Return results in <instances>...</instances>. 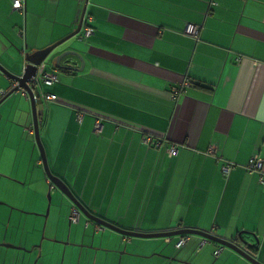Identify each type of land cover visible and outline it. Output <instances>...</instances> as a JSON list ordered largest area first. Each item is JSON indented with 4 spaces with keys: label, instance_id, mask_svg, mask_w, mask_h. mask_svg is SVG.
<instances>
[{
    "label": "crops",
    "instance_id": "obj_1",
    "mask_svg": "<svg viewBox=\"0 0 264 264\" xmlns=\"http://www.w3.org/2000/svg\"><path fill=\"white\" fill-rule=\"evenodd\" d=\"M15 1L0 0V64L21 74L29 64L28 55L61 41L76 28L84 5L80 0H22L23 9H16ZM86 13L93 17L88 22L94 34L77 37L82 42L71 39L54 52L80 51L83 70L55 69L51 61L47 70L55 71L58 81L43 84L42 89L58 100L37 103L52 172L88 211L124 229L137 231L146 221H155L148 228L156 232L200 228L227 239H238L242 233L253 244L258 241L251 253L264 262V0H89ZM190 26L197 36L187 34ZM71 64L82 67L77 58ZM44 70L42 66L40 72ZM13 84L0 71V100ZM173 88L178 89L175 99ZM25 93L16 92L0 104V184L18 187L12 199L10 188L4 189L8 202L16 207L26 205L16 195L20 188H28L27 193L22 191L27 194L24 200L38 212L29 215L45 220L26 222L16 208L19 213L14 214L23 220L27 235L17 233L12 243L33 247L39 237L33 229L38 226L43 231L41 256L52 253L54 244L57 254L68 256L69 262L62 264H75L77 249L72 244L79 242L80 234L75 231V236L65 239L58 232L65 227L61 221L70 216L73 202L64 199L57 215V206L52 213L39 200L38 191L31 189L35 181L44 180V174L35 165L31 168L36 152L24 134L34 122L30 125L32 104ZM97 121L102 124L100 133L94 128ZM23 142L24 151L31 150L30 162L26 153H20ZM212 146L215 154L209 152L215 150ZM171 149L176 154L171 156ZM255 155L263 160L262 169L251 172L248 164ZM7 159L9 167L2 164ZM229 163L235 165L226 175L223 166ZM37 164L44 166L41 157ZM46 179L50 190L59 192ZM129 198L132 202L121 207ZM136 199L140 206L133 211ZM0 205L4 217L8 205L4 201ZM118 207L126 208L127 217ZM132 213L144 220L139 225L129 223L125 219ZM207 218L213 222L206 223ZM0 227L4 228L1 222ZM105 230L100 235L116 241L118 232ZM131 238L123 235L125 246L134 243ZM180 239L165 238L175 250L160 249L163 256L155 253L159 243L141 247L139 242L135 260L126 261L129 253L121 252V264H166L174 257L193 262L200 257L192 251L204 246L203 238L190 235L187 244L177 249ZM56 240L70 244L65 253ZM93 246L89 248L99 252ZM226 251L230 255L225 262L247 263L223 246L215 252L223 256ZM88 259L81 264L98 263L93 255Z\"/></svg>",
    "mask_w": 264,
    "mask_h": 264
},
{
    "label": "water",
    "instance_id": "obj_2",
    "mask_svg": "<svg viewBox=\"0 0 264 264\" xmlns=\"http://www.w3.org/2000/svg\"><path fill=\"white\" fill-rule=\"evenodd\" d=\"M89 3V0H86L85 5L82 10V15L80 18L79 23L77 24L76 28L68 34L66 37H64L61 41L53 44L52 46L45 48L43 50L38 51L37 53L33 55H28L27 59L29 61V64L25 66L23 69V72L21 74H14L11 71L5 70L1 64H0V71L3 72L5 75H7L11 80L12 83V89L11 91L2 99L0 100V104L10 97L12 94L24 91L27 97L30 99L32 104V116H33V122H34V130H35V138H36V145L39 147V150L41 152V158L45 167L46 174L48 178L52 181V183L61 191V193L69 200H71L79 209L81 212L85 213L89 217L96 220L97 223L101 224L103 227L116 231L120 233L121 235L128 236V237H136V238H170V237H182V236H198L204 239V243L206 242H214L217 243L224 248H228L231 251L237 253L241 257H243L247 262H250L251 264H263V262L259 261L255 256L251 253L252 250H254L257 247L258 241H256V244H253L250 239H246L243 237V235L240 234V237L233 238V239H227L222 238L220 236H217L215 234L202 231L200 229H193V228H182L178 230H171V231H164L159 233H143L140 231H132L127 230L122 227H118L114 225L113 223L104 220L100 217H96L93 214L89 213L88 210L79 202V200L74 196L71 189L67 186V184L59 178V176H56L52 173V170L49 166L47 154L45 151L44 144L41 139L40 134V122H39V116H38V106L37 103L41 99V93L44 91L42 89V85L44 84L42 81H37V77L39 75H44L48 72H51L47 70L49 63H53L55 66V69H62V70H83L84 68V58L80 51L70 48L68 50L62 51L60 54L55 55L54 52L56 48H59L60 45L64 44L65 42L75 39L77 40V37H80L82 27H83V18L87 11V5ZM82 38V37H81ZM79 42H82V39L77 40ZM74 58H77L81 60L82 67L79 68H73L72 67V60ZM44 67V71L40 72L41 67ZM55 72V71H54ZM38 98V100H37ZM51 198V195H50ZM63 205V202L61 203ZM62 207V206H61ZM34 215H38L34 214ZM58 243L63 244V253H65V249L67 246V241L63 240H56ZM54 242V241H53ZM72 244V243H71ZM70 245V244H68ZM73 246H76L75 244H72ZM56 252L55 249H53L51 256ZM174 260H178L179 258L174 257ZM46 263V262H44ZM47 264H52V262H47Z\"/></svg>",
    "mask_w": 264,
    "mask_h": 264
},
{
    "label": "rangeland",
    "instance_id": "obj_3",
    "mask_svg": "<svg viewBox=\"0 0 264 264\" xmlns=\"http://www.w3.org/2000/svg\"><path fill=\"white\" fill-rule=\"evenodd\" d=\"M71 41V40H70ZM18 98H20V96H18ZM29 117H30V125H32V121H33V116H32V112H31V115H29ZM21 125H23V126H25L24 124H21ZM22 126V127H23ZM28 127H30V126H28ZM24 137L26 138V139H30V142L32 143V148H34L35 149V152H36V157H35V162L32 164V169H34V167L36 166L37 168H40V170H43V179L44 180H38V181H35V187H32L31 189H34V190H37L38 191V193H39V200L40 201H42V203H44V201L46 202V204H47V208H48V205H49V196L51 195V202H50V204H51V208H52V213L55 211V209H56V206H57V208H58V212H57V215H58V213H59V208L62 206L61 205V198H60V193L59 192H57L56 191V189H51L50 190V184L49 183H46L47 182V176H46V173H45V169H44V166L43 165H38L37 164V162L39 161V159H40V157H41V152H40V150H39V147L36 145V139H35V135L34 134H28V132H25V134H24ZM3 143L5 144V141H3ZM25 142H23V147L21 148V150H20V153L22 154V153H26V157H25V159L26 160H28V159H30V154H31V150H28V151H24V148H25ZM1 150L2 149H0V152H1ZM24 151V152H23ZM13 154V153H12ZM14 159L15 158H13V160H12V162L14 163ZM20 160V158H18V161ZM25 160V161H26ZM29 162H30V160H28ZM10 160L9 159H7V160H3V162H2V164H5L6 166H8L9 167V165H10ZM26 166H27V164H25ZM33 165H35V166H33ZM16 172V171H15ZM14 172V173H15ZM29 183H31V181L29 182ZM1 186L3 187V188H10V186H9V184L10 183H7V182H1ZM129 185H127V184H125V186H124V189L126 190V188L128 187ZM17 189H18V187H16V186H14V187H11L10 188V196H12L13 197V195L16 193V191H17ZM24 189H28V188H24ZM81 189H84V188H81ZM50 191H51V194H50ZM54 191L55 192H57V194L56 195H54ZM0 197H8V193L6 192V191H3L1 194H0ZM45 199V200H44ZM132 202V199H126V201L125 202H123V203H120V206L121 207H125L127 204H129V203H131ZM119 206V207H120ZM140 206V202H139V199H136V200H134V205H133V211H137V209H138V207ZM117 208L116 210L117 211H119V212H121L122 213V215L124 216V217H127V214H128V211L126 210V208H125V210H121L120 208ZM47 208H46V212H47ZM153 208L155 209V208H157V204L155 203L154 205H153ZM69 209V208H68ZM113 210H115V208L113 209ZM107 211H108V209H107ZM64 212V211H63ZM39 213H42V214H45L44 212H39ZM50 213H51V211H50ZM50 213H49V215H50ZM41 214V215H42ZM135 216H137V214H135V213H132L131 215H130V217L131 218H127V219H125V220H128L129 221V223H135V224H137V225H139L144 219H136V218H133V217H135ZM56 218H57V216H56ZM56 218H54L53 219V217H52V220H55ZM67 219H69V216L67 217ZM152 218H146V220H151ZM197 219H199L198 217H197ZM87 218L85 217V216H82V218H81V220L78 222V223H75V224H70V222L68 221V226H70V227H72L73 228V236H75L76 235V232L78 233V234H80L79 236H78V241L81 243V244H85L84 246L83 245H81V244H79V246L78 247H76L77 249H79L80 251L78 252V251H76V256H75V260L76 259H80L81 258V256H82V250L84 249V248H89L90 246H86V245H89V244H91L92 245V243H94V241L92 240V239H90V238H84V236L83 235H87V236H90L91 234H95V233H99V232H101L102 230H100V229H97V225H91V227H89V228H87L86 229V223H87ZM117 223H122V222H119V220L117 219V220H115ZM210 221H212L211 219H209V218H207L206 220H205V222L206 223H208V222H210ZM153 222H155V221H146L145 223H143L144 224V226L143 227H145V228H143V227H141L139 230H137V231H140V232H143V233H159V232H156L155 230H152V229H154V228H148V227H150L151 225V223H153ZM213 222V221H212ZM54 224H55V227H56V225H57V223L54 221ZM114 225H116V226H118V227H120L118 224H114ZM66 227V226H65ZM65 227H62V226H60V231L61 230H63V229H65ZM196 229H200V228H196ZM200 230H202V231H204V229H200ZM76 231V232H75ZM108 234L111 232H113V230H105ZM242 234V233H241ZM118 236V238L116 237L115 239H116V241H113V239L112 238H109V236H107L106 238H100V239H102L101 241L100 240H97L95 243V245H97V246H99V245H109V247L107 248L106 246H101V250H99V252L98 251H95V250H90V251H88V249H84L85 251H84V258H86L87 259V257L88 258H90V256H92L93 255V257L95 258V259H97L98 261V263H101V262H104V261H106V259L109 261V262H117V264H121L123 261H122V259H123V256H124V254H126V253H129V255H127V256H125V259H126V261H131V262H133L134 260H135V258H136V255H135V253H134V251H135V247H136V245H137V243H139V242H141L140 244H139V246H141V247H144L145 246V243L146 244H156V243H159L158 245L159 246H157V250H156V254L157 255H162L161 254V252H160V249L161 250H165L166 249V251H168V252H170L171 250H175V248H174V244H172V243H170V242H166L165 241V238H135V237H132L131 239L132 240H134V243L132 242V241H130V242H128L127 243V245L125 246V244L122 242V238H123V235H120L119 236V234L117 233H114V236ZM246 237H248V236H246ZM251 237V236H250ZM254 237V236H253ZM252 239V238H251ZM108 242H109V244H108ZM114 243V245H112ZM212 245H208V246H203L202 248L200 247H197L195 250H193L192 251V255H194V256H197V255H199L200 257L199 258H196L195 259V261H193V262H197V263H205V262H218V263H221V262H225L226 261V258L228 257V255H230V253H228L227 251H226V253L223 255V256H221V254L219 255V256H217L216 255V250L218 249V248H221L222 246H220L219 244H217V243H211ZM200 245V244H199ZM198 245V246H199ZM217 245H219V247H217ZM113 246H115L116 248H114V249H110V247H113ZM125 248H126V251H124L125 250ZM94 249H96L95 247H94ZM227 250H230V249H228L227 248ZM231 251V250H230ZM121 252H124V254H121ZM197 252V253H196ZM233 252V251H232ZM98 253V254H97ZM199 253V254H198ZM109 254V255H108ZM137 254V253H136ZM139 255V254H138ZM163 256V255H162ZM236 257H234V259H235ZM150 260H152V258L150 259ZM200 261V262H199ZM232 262V261H231ZM97 263V264H98Z\"/></svg>",
    "mask_w": 264,
    "mask_h": 264
},
{
    "label": "flooded vegetation",
    "instance_id": "obj_4",
    "mask_svg": "<svg viewBox=\"0 0 264 264\" xmlns=\"http://www.w3.org/2000/svg\"><path fill=\"white\" fill-rule=\"evenodd\" d=\"M5 188H3L0 184V194L3 192V191H6L8 192L7 190H4ZM21 190V193L20 195H16V198L20 201H24L23 204L26 203V205H23V207H16L14 205H11L8 201H9V198L6 197L7 199H4V200H1L2 198L0 197V202H6V204L8 205L7 209L8 211L5 213V216L3 217V213L0 212V219L3 218L0 222L4 224V228L0 227V232H1V236H0V264H46L44 262H60L62 264V262H69V260L67 259L68 256L67 254L64 255L62 254H57V252H55L52 256H51V253L49 255H42L40 254V249L41 247L43 248L40 240L43 236V231L41 230L40 227L36 226L37 228L33 229L35 231H39V237L37 239L36 242H34V246L31 247L28 245H25L23 242H18V243H12V241H14V238H16V235L17 233L21 234L23 233L24 236L26 234L25 232V226H23V220H19V218H16V215L14 214V212L16 211V213H19V211H21L19 217L21 219H24L25 218V221L27 222V220H37L35 222V224H40L42 223V221L45 220V218H36L34 216H30L29 213H33V214H37L38 212L36 211H33L31 208L35 209L36 206L34 207H29L30 205L27 203V201L24 200L25 196L27 194H24L23 193H27L26 189L24 188H20ZM24 191V192H22ZM59 192H61L59 189H58ZM62 194V193H61ZM62 198H61V202L66 203L64 202V199H66L67 201H70L69 198H67V196L63 195L62 194ZM13 197L11 196V199ZM10 199V200H11ZM1 206V205H0ZM49 206L51 208V204L49 203ZM63 206V205H62ZM16 208L19 209V211L17 212ZM36 210V209H35ZM36 212V213H35ZM94 216L97 217V215H95L94 213H92ZM41 215V214H40ZM82 216H85L87 218V223L88 225H99L96 220H94L93 218L89 217L88 215H86L85 213H82V215L80 216L79 218V221L81 220ZM60 218V217H59ZM102 218V217H101ZM104 220H106L105 218H103ZM14 221L16 222V224L14 223ZM68 221L70 222V219H65V221H61V223L63 225H65V233L62 234L63 232H61L59 229L60 227L58 228V232H59V235L60 236H64L65 239H69L73 236V228L68 226ZM70 224H72L70 222ZM60 226V225H59ZM46 228V227H45ZM102 231H104L103 229H100ZM17 231V232H16ZM45 231V230H44ZM16 232V233H15ZM15 233V234H14ZM101 233H95V234H91L90 236H87V235H83L84 238H90L94 241V243L97 241V240H102L100 238H104L102 235H100ZM27 235V234H26ZM26 237V236H25ZM89 244V245H86L87 247L90 246L92 247L93 244ZM44 244V243H43ZM73 244L76 245V247L79 246V244H81L80 242H73ZM81 245H85V244H81ZM53 246L54 244H51V248H50V251L53 250ZM69 247V246H68ZM67 247V249H68ZM97 249L100 250L101 246H93ZM77 249V248H76ZM84 249H88V251L91 250V248H84ZM84 249L82 250V256L81 258L78 260L76 259L75 260V264H81L82 261H88V257L87 259L84 258ZM69 250V249H68ZM77 251L79 252L80 250L77 249ZM178 258V257H177ZM47 259V261H46ZM98 261V260H97ZM96 261V263H97ZM106 263H108L109 261L106 259V261H104ZM109 264V263H108ZM117 264V263H116ZM166 264H198V263H195V262H188V261H184V260H181L180 258L178 260H173L172 262H166ZM201 264H249L248 262L245 263V262H221V263H218V262H205V263H201ZM264 264V262H263Z\"/></svg>",
    "mask_w": 264,
    "mask_h": 264
},
{
    "label": "built area",
    "instance_id": "obj_5",
    "mask_svg": "<svg viewBox=\"0 0 264 264\" xmlns=\"http://www.w3.org/2000/svg\"><path fill=\"white\" fill-rule=\"evenodd\" d=\"M80 2L82 4H84V0H80ZM14 7L16 9H23V3H22V0H16L14 2ZM88 21L92 22L93 21V17L90 15V16H85L84 18V22H83V27H82V38H88L90 36H92L95 32V29L94 27L91 25V23H89ZM21 32V30L19 31ZM187 32L189 34H193L195 35L197 32L195 30L194 27L190 26L188 27L187 29ZM37 81H42L44 84H53L54 82H57V75L55 72H48L44 75H39L37 77V79H35ZM177 94H178V89L177 88H173V92L171 94V98L175 99L177 97ZM38 100V98H37ZM40 100H44V101H57L58 100V97L56 95H53V94H50V93H47V92H42L41 93V99ZM101 124L98 123L96 125V129L95 131L97 133H100L101 132ZM145 142L146 143H149L150 145L152 144V141H150L149 138H145ZM215 148V146H212ZM210 154H215L216 152V148L215 150L213 148H210ZM171 156L176 154V149H171L170 150V153H169ZM262 164H263V160L258 156V155H255L253 158H251L249 164H248V169L251 171V172H254L256 170H261L262 169ZM235 164L234 163H229V164H224L223 166V171L225 172L226 175H228L232 169V167L234 166ZM261 181L263 182L264 181V178H261ZM190 240V236H183L181 237V239L179 240V242L176 244V248L177 249H180L182 247H184L187 242ZM205 245V243H204Z\"/></svg>",
    "mask_w": 264,
    "mask_h": 264
},
{
    "label": "bare ground",
    "instance_id": "obj_6",
    "mask_svg": "<svg viewBox=\"0 0 264 264\" xmlns=\"http://www.w3.org/2000/svg\"><path fill=\"white\" fill-rule=\"evenodd\" d=\"M86 2V0H84V3ZM187 31V30H186ZM187 34H189L188 32H187ZM189 35H193V34H189ZM194 36H197V33L194 35ZM58 97V96H57ZM83 116H84V114H81V115H79L78 116V118H79V120L80 121H82L83 120ZM39 122H40V120H39ZM98 123H100L99 121H97L96 122V124H95V129H96V125L98 124ZM40 124H41V122H40ZM101 124V123H100ZM101 126H102V124H101ZM26 132H28V134H35V130H34V128H28L27 130H26ZM40 134H41V128H40ZM36 139V138H35ZM42 139V138H41ZM43 142V141H42ZM46 151V150H45ZM42 159V158H41ZM43 162V161H42ZM53 173V172H52ZM54 174V173H53ZM57 176V175H56ZM48 177V176H47ZM49 179V178H48ZM50 182L52 183V181L50 180ZM53 184V183H52ZM73 193V192H72ZM74 194V193H73ZM74 196L77 198V196L74 194ZM51 199V198H50ZM78 199V198H77ZM79 200V199H78ZM71 201V200H70ZM79 202H81L80 200H79ZM82 204V203H81ZM83 205V204H82ZM84 206V205H83ZM85 207V206H84ZM61 208V207H60ZM86 208V207H85ZM87 209V208H86ZM72 212H71V214H70V216H69V219H70V222L72 223V222H75V223H78L79 222V218H80V216L82 215V213L83 212H81L80 211V209L73 203V207H72ZM88 210V209H87ZM89 213H91L92 214V212L91 211H88ZM98 217V216H97ZM99 224V223H98ZM86 225H88V223H86ZM97 229H106L105 227H103L101 224H99V225H97Z\"/></svg>",
    "mask_w": 264,
    "mask_h": 264
},
{
    "label": "clouds",
    "instance_id": "obj_7",
    "mask_svg": "<svg viewBox=\"0 0 264 264\" xmlns=\"http://www.w3.org/2000/svg\"><path fill=\"white\" fill-rule=\"evenodd\" d=\"M83 5H85V3H84ZM86 14H87V13H86ZM86 14H85V16H86ZM85 16H84V18H85ZM84 18H83V22H84Z\"/></svg>",
    "mask_w": 264,
    "mask_h": 264
},
{
    "label": "trees",
    "instance_id": "obj_8",
    "mask_svg": "<svg viewBox=\"0 0 264 264\" xmlns=\"http://www.w3.org/2000/svg\"><path fill=\"white\" fill-rule=\"evenodd\" d=\"M80 36L82 37V31H81V34H80ZM85 39V38H84Z\"/></svg>",
    "mask_w": 264,
    "mask_h": 264
}]
</instances>
